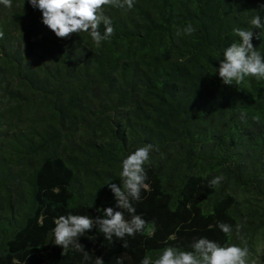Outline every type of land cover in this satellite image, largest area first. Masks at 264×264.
<instances>
[{
    "label": "trees",
    "instance_id": "trees-1",
    "mask_svg": "<svg viewBox=\"0 0 264 264\" xmlns=\"http://www.w3.org/2000/svg\"><path fill=\"white\" fill-rule=\"evenodd\" d=\"M260 4L106 6L114 34L99 46L88 33L56 38L28 0L0 5V264H140L167 246L191 251L201 237L240 245L237 225L250 264H264V81L227 86L215 73L240 42L234 29H250L258 12L264 19ZM189 24L194 34L176 35ZM252 43L264 55V34ZM149 143L148 189L132 201L144 233L109 241L94 227L78 238L88 261L72 246L61 254L59 216L94 219L112 207L131 219L107 183L120 186L122 159Z\"/></svg>",
    "mask_w": 264,
    "mask_h": 264
},
{
    "label": "clouds",
    "instance_id": "clouds-1",
    "mask_svg": "<svg viewBox=\"0 0 264 264\" xmlns=\"http://www.w3.org/2000/svg\"><path fill=\"white\" fill-rule=\"evenodd\" d=\"M28 3L41 12L42 24L50 30L58 39H68L74 34L88 33L91 40L99 46L102 41L109 40L114 34V27L109 16L105 15V7H114L130 11L135 7L136 0H28ZM0 5L6 8L12 7V0H0ZM259 11H264V4L259 5ZM104 25L103 34L99 30ZM251 28L234 29L240 38L239 43H232L223 50V58L219 59V68L215 73L224 85L239 86L245 78H254L264 81V55L254 47L252 40H261L264 34V19L258 14L250 20ZM259 30L256 32L255 30ZM196 29L189 24L176 35L191 36ZM4 33L0 31V39ZM245 114H241V118ZM159 151V149H155ZM153 151L152 144L138 147L121 162L120 186L115 183H107L108 188L114 194L116 207L126 210L130 220H126L124 212L114 210L112 207L103 208V215L94 219L86 215L68 214L61 215L54 220L53 228L54 244L62 248L61 254H66L70 246L83 253L84 260H89L88 252L78 243V238L91 231L94 227L104 239L112 241L113 237L124 241L125 236L135 237L137 233L143 234L147 225L136 209L132 201L141 200V190H147L145 183L147 174L144 165L150 163V154ZM225 179L223 175L214 177L209 181L210 187L219 186ZM101 209L98 208V212ZM217 227L226 236L231 237L233 228L231 225L218 222ZM240 225H237V238L240 245L230 244L222 246L207 237L196 239L191 244V251L181 250L172 246L165 247L153 259L146 254L140 264H250V249L248 240L240 235ZM154 229V222H153ZM154 235V230L149 231ZM127 247V243H123ZM95 264H105L102 257H95ZM116 264H123L118 257ZM251 264H258L252 260Z\"/></svg>",
    "mask_w": 264,
    "mask_h": 264
}]
</instances>
